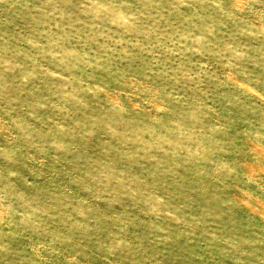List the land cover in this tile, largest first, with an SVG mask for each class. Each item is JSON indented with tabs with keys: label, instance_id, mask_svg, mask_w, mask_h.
<instances>
[{
	"label": "rangeland",
	"instance_id": "obj_1",
	"mask_svg": "<svg viewBox=\"0 0 264 264\" xmlns=\"http://www.w3.org/2000/svg\"><path fill=\"white\" fill-rule=\"evenodd\" d=\"M0 264H264V0H0Z\"/></svg>",
	"mask_w": 264,
	"mask_h": 264
}]
</instances>
